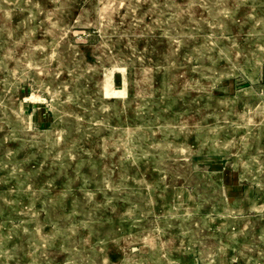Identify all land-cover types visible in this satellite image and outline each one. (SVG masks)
Returning <instances> with one entry per match:
<instances>
[{
    "label": "rangeland",
    "instance_id": "374dc122",
    "mask_svg": "<svg viewBox=\"0 0 264 264\" xmlns=\"http://www.w3.org/2000/svg\"><path fill=\"white\" fill-rule=\"evenodd\" d=\"M0 264H264V0H0Z\"/></svg>",
    "mask_w": 264,
    "mask_h": 264
},
{
    "label": "bare ground",
    "instance_id": "6f19581e",
    "mask_svg": "<svg viewBox=\"0 0 264 264\" xmlns=\"http://www.w3.org/2000/svg\"><path fill=\"white\" fill-rule=\"evenodd\" d=\"M184 72V71H183ZM102 145V144H101Z\"/></svg>",
    "mask_w": 264,
    "mask_h": 264
}]
</instances>
